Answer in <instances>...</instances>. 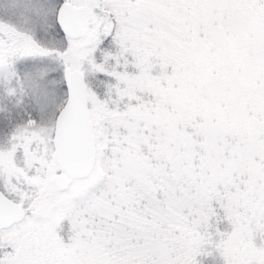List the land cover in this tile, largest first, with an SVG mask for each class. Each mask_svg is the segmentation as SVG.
Listing matches in <instances>:
<instances>
[{
    "label": "snow or ice",
    "instance_id": "1",
    "mask_svg": "<svg viewBox=\"0 0 264 264\" xmlns=\"http://www.w3.org/2000/svg\"><path fill=\"white\" fill-rule=\"evenodd\" d=\"M0 264H264V0H0Z\"/></svg>",
    "mask_w": 264,
    "mask_h": 264
}]
</instances>
